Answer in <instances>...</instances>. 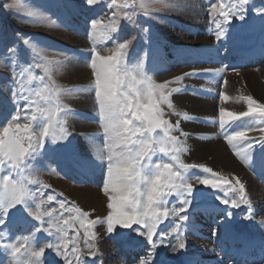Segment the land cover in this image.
<instances>
[{
	"label": "snow or ice",
	"instance_id": "6c2138e0",
	"mask_svg": "<svg viewBox=\"0 0 264 264\" xmlns=\"http://www.w3.org/2000/svg\"><path fill=\"white\" fill-rule=\"evenodd\" d=\"M85 2L93 6L102 0ZM152 2L160 7L150 9L144 0H140L139 6L145 16L169 7L166 0ZM248 3L249 0L231 3L221 0L218 5L213 4L210 15L216 27L221 28L217 16L222 17L225 23H231L234 17L244 20ZM116 4L117 0H110L109 6ZM122 7L128 8L129 5L125 3ZM132 8L134 11L135 0ZM26 15L33 16L34 13L28 11ZM116 17L117 12L114 11L113 18L106 24L100 20L92 21L91 27L95 32L89 34L92 41L89 67L93 80L87 88L79 89L81 92H94L96 116L103 133V143L97 146L93 161L105 169L102 191L107 197L108 211L103 218L90 219V213L75 202L71 207L64 201L59 202L58 209L46 207L56 196L49 194L44 199L29 187L40 185L44 189L51 188L32 173L37 171L36 165L46 152L55 153L66 146L62 142L71 135L67 118L77 115L64 103V98L77 90L64 88L53 79V74L64 67L67 57L60 60L40 57L42 63L34 65L43 71L39 77L28 68L18 73L13 67L12 79L16 87L12 95L14 100H24L25 106L18 107L11 119L0 124V226H4V230L0 231V249L10 254V264H43L46 250L55 251L64 264H84L82 256L85 249L90 257H96L99 252L95 231L98 224L106 225L107 234L117 233L118 229L136 231L153 249L149 257L154 254L155 248L165 243L169 235H174L176 239L173 251L185 250V222L190 220L188 211L198 194V189L191 182L193 178L197 184L217 193L215 199L219 204L228 206L224 209L226 216H232L230 209L245 206L247 218L255 219L253 202L245 183L238 176H225L204 164H189L181 159V154L189 149L180 137L189 134L180 129V120L173 124L165 118L164 106L174 109L172 96L182 91L179 87L169 88V85L179 84L184 77L195 73L186 72L170 81L156 83L146 74L143 58L136 63L130 62L132 40L120 41V21ZM125 19L131 22L132 16L126 12ZM142 31L148 33L149 29L143 28ZM216 36L219 40L220 32ZM109 40L114 47L107 49L109 54L102 55L99 46L101 42L107 44ZM23 43L27 46L30 41L25 38ZM9 52L15 55L11 49ZM15 64L16 61L9 58L7 66ZM25 73L28 84L39 79L41 86L30 90L21 79ZM219 95L223 101L229 99L224 92ZM240 99L246 102V111L237 113L219 108L221 129L229 124V119L236 122L249 117H258L259 124L264 125V103L251 95ZM175 114L185 120L190 118L186 112ZM21 120L25 122L21 123ZM250 131L261 133L258 141L249 136ZM176 132L179 135H175ZM224 138L234 154L251 167L254 143L264 146V127H245L226 134ZM236 142L244 143L245 147H238ZM158 154L169 158V162ZM193 169H200V174L192 172ZM172 196L178 198L181 206L169 205ZM165 221H168V227L162 228ZM261 223L264 224V220ZM19 226L24 231L31 229V234L19 236L15 242H3ZM69 230L74 235L69 236ZM40 233L53 239L38 241ZM216 234L214 230L213 235ZM139 264L149 262L140 259Z\"/></svg>",
	"mask_w": 264,
	"mask_h": 264
},
{
	"label": "rangeland",
	"instance_id": "374dc122",
	"mask_svg": "<svg viewBox=\"0 0 264 264\" xmlns=\"http://www.w3.org/2000/svg\"><path fill=\"white\" fill-rule=\"evenodd\" d=\"M185 1L166 0L169 4L167 9L152 12L151 16H145L143 9L139 6L140 0H135L134 11L132 8L133 0H117V4L111 7L109 6L110 0H102L101 3L93 6L87 5L85 0H0V124L4 123L7 119H11V116L15 114L18 107L25 106L24 100L18 98L14 100L12 95L16 87L12 79L13 67L18 73L28 68L29 71L39 77L43 74V71L41 68H35L34 65L36 63H42L40 57L46 56L48 59L60 60L66 56L67 60L65 61L64 67L59 72L53 74V79L64 88L77 90L64 98V103L77 113V115L67 118V127L71 135L68 136L66 141L62 142L66 146L55 153L46 152L36 165L37 171L32 173V175L41 181L51 185V188L44 189L40 185H29L38 196L42 195L44 199L49 194L56 196L54 201L46 205L49 208L58 209L59 202L64 201L68 207H71L72 202H75L81 209L88 211L74 197L68 196L64 191L59 189L55 182L59 179L66 182L70 181L71 185H74L71 180V173L72 171L73 174L75 172L74 164L79 163L82 164V168L92 170L91 175L93 176L90 178L87 177L90 171L86 173L87 171L85 170L84 174L82 173L85 176L81 180L83 185H89L88 182L93 181L89 187L92 186V188L100 191H102L103 187L105 169L99 163V168H92V164L85 159V162L80 161L83 155V145L79 143L80 137L84 136L86 139H91L94 145H102L103 143L102 129L96 116L94 92L79 91V89L87 88L93 80L92 70L89 67L92 48V41L89 39V34L95 32L91 27L93 20H100L106 24L109 19L113 18V12H117L116 18L120 21L118 28L120 41L132 40V46L129 49L130 62L136 63L139 59L143 58L146 74L151 76L156 83L170 81L175 76L182 75L186 72L193 73L196 70L206 72L202 75L203 79H207L212 74L215 76L217 72L215 70L212 72V67L217 62L214 63V60L212 61L209 57L218 51L223 56L219 59L215 57V61L220 60L226 63V60L229 58L228 65L230 63L236 64L237 62L243 63L240 58L243 55L232 52L230 48H235L236 42H248L247 44L244 43L247 46L239 47V49L244 48L245 53L248 49L250 53V58H247V66L241 67L239 70L229 68L230 73L226 70L219 77L218 86L215 89L216 93H212V101L216 102L212 109L215 112L214 119L204 120V113H200L196 117L187 120L175 114L176 112H181L175 103L178 95L190 94L200 97L199 99H205L209 93L208 90L200 88L193 82L184 84V86V80L188 79L186 77L179 84L173 83L169 85V88L179 87L182 89L181 92L174 93L172 96L175 108L170 110L166 106L164 107L166 112L165 118L169 119L173 124L177 120H180V129L189 134L187 137H180L181 140L185 141L189 149V151L181 154V159L185 163L204 164L208 166L204 160H199L196 154H193L196 141L204 139L205 135L187 128L189 124L207 125L206 127L215 129L214 133L219 134L220 139L227 148V152L234 160V163L236 162L235 165L237 164L243 169L254 181L252 184L251 181L244 179L242 174L235 173L231 165H227L224 170L212 169L225 176H238L245 183L248 194L253 202L255 219H248L245 206H241L239 209H230L232 216H223L217 224L211 225L207 220L204 221L203 219L207 208L221 206L226 209L228 206L219 204V201L215 199L217 193L212 189L197 184L195 178H193L191 182L198 189V194L188 211L190 220L185 222L184 238L187 243L185 250L173 251L176 239L174 235H169L165 243L155 248L154 254L149 257L148 254L153 249L148 245L146 239L136 231L131 229H118L117 233L107 234L106 225L98 224L95 227V231L98 237L96 243L99 252L96 257H90L86 254L87 250L85 249V253L82 256L84 264H139L140 259H147L149 264H193L192 262L196 264L200 262V264H203L206 259L209 260L213 256L217 260L221 258L212 240H225L228 235L238 234H241L243 236L242 238L246 236L252 239L254 249H260L262 251V259L256 264H262L264 262V224L261 223L264 220V146L258 142L254 143L252 149V166L248 167L234 154L232 148L224 138L226 134L243 130L246 126L256 128L264 127V125L259 124L258 117L244 118V120L236 122H232L226 117V119H229V124H226L224 129H221L219 125L220 107L237 113L247 110L246 102L240 99L242 96L251 95L258 102L264 103V94L262 91L260 94L263 96L259 92L254 91L252 85L249 84L251 81L247 78L248 75L252 76L260 87L264 88V0H249V3L245 6L244 20H239L234 17L231 23H225L222 17L217 16V19L221 21V28L219 29L213 22L210 10L213 4L218 5L221 0H196L193 7L201 10L200 17H197L198 19L195 17L196 19L191 21L186 19L189 13H191V9L187 7V1ZM144 2L149 5L150 9L160 7L158 4L152 2V0H144ZM224 2L231 3L235 2V0H224ZM125 3L129 5L128 8L122 7ZM28 11L33 12L34 15L27 16L26 12ZM126 12L132 16L131 22L125 19ZM196 20L201 25L198 24V26L194 27ZM51 21H55V23H51ZM143 28H148L149 32L144 33L142 31ZM205 29L209 32H220V41L222 40V32L226 31L225 33L228 37L231 35L230 40L234 42V45L218 50L216 45L220 41L215 37L212 42L214 46L209 50L212 51L214 49V52H209L208 59L206 58L207 61L203 59L202 61L200 58L196 60V57H193L194 62L190 61L191 63H189L183 61L182 63V60L176 56L178 52L179 56L181 55V52L186 47L182 45L185 44H182L180 40L168 39L165 37V34L170 37L179 36L180 34L187 35V43L195 50L202 49L203 45H201V42H198L199 40H204L205 36L206 38L209 37L208 34V36L206 35ZM25 38L30 41L27 46L23 43ZM172 45L174 47L179 45V48L176 46L173 51ZM113 47V42L109 40L107 44L101 42L99 50L102 55H107L109 54L107 49ZM257 47L259 51L252 58L251 52L253 50L257 51V49H254ZM159 48H162L165 53V56H160L161 58L156 57ZM10 49L15 52V55H10ZM9 58L16 61V64L12 67L7 66ZM245 59L243 58V60ZM161 61L162 63H160ZM223 63L219 67H224L225 65ZM29 65L33 67L29 68ZM200 68L203 69L201 70ZM199 77H197V80L200 79ZM21 79L25 81L26 86L30 90L41 86L39 79L28 84L27 73ZM221 92L228 95L230 99L227 101L221 100L219 95ZM83 95H86L88 100L84 99L82 97ZM80 101L82 105L78 104ZM204 108L206 109V107ZM20 122L23 123L25 121L21 120ZM78 122L81 124H78ZM88 124L95 125V131L81 132L80 130L83 128H88ZM88 129L92 130V128ZM174 134L179 135V132ZM248 134L254 137L256 141L261 136L259 131H250ZM236 143L238 147H245L242 142ZM158 155L162 157V154ZM162 158L165 162H169V158ZM155 159L156 157H154ZM192 172L200 174L201 170L193 169ZM61 193L63 195H60ZM100 199L107 204L106 196L104 198L100 196ZM169 205L181 206L176 196L169 198ZM107 211L108 209L106 207L103 216H98L96 212L88 211L90 213L89 218H103L106 216ZM161 227L167 228L168 221H165ZM3 230L4 226H0V231ZM214 230L217 233L216 235H213ZM30 234L31 229L24 231L23 227L19 226L10 232L9 236L3 242H15L19 236ZM72 235L74 233L69 230V236ZM52 239V237H48L45 233L38 234V241H49ZM155 239L156 237H154ZM128 245L142 246L144 250L140 256L135 257V260L123 259L122 254ZM81 247L83 248V232H81ZM42 259L43 264H64V260L52 250H46V255ZM11 260L12 257L10 254L0 249V264H10Z\"/></svg>",
	"mask_w": 264,
	"mask_h": 264
},
{
	"label": "bare ground",
	"instance_id": "6f19581e",
	"mask_svg": "<svg viewBox=\"0 0 264 264\" xmlns=\"http://www.w3.org/2000/svg\"><path fill=\"white\" fill-rule=\"evenodd\" d=\"M186 1L185 2H186L187 7L191 9V13H189V15L186 17V19L191 21V20H195L197 17H200L199 15H200L201 10L193 7L194 6L193 4H195L196 0H186ZM195 23H196V25L193 24L194 27H196V26H198V24H200V23H198L197 20H196ZM205 31H206L205 32L206 35L208 34L209 37L206 38V36H205L206 39L204 38V40H201V41L199 40L198 41V42H201V45H203L202 49H195L194 50L193 47H191L189 45V43H187L188 42V36L187 35H181L180 34L179 36H171L170 37V36L165 34V37L168 38V39H175V40L182 41V44H185V45H182V46H186V47L181 52V55L179 56V52H178V55L176 57L177 58L179 57V59L182 60V63H183V61L191 63V62L195 61V60H193V57H196V60H198L199 58H200V60H202V59L206 60V58L208 59L209 52H212L214 50L213 49L212 51H209L214 46L212 42H213V38H215V37L217 38L216 33L215 32H209L206 29H205ZM225 32L226 31L222 32V38H221L222 40L221 41L219 40L220 42L218 43V45H216L218 50H222V49H225L226 47L234 45V42H232L230 40L231 35H229V37H228V35ZM188 35H190V34H188ZM244 43L247 44L248 42H242V43H239V42L237 43L236 42L235 48H233V49L230 48V50L232 52H234V53H239V55L240 54L243 55V57H246L247 55L245 53L244 48L239 49V47H241V46H247ZM178 46H177V48H179ZM175 47L172 45L173 51H174ZM187 47H189V48H187ZM255 49H258V47L255 48ZM258 51H259V49H258ZM242 52H244V54H242ZM220 54L221 53H218V51H217L216 53L212 54V56L209 57V59H211L212 61L214 60V63L217 62V64L215 63L214 66L212 67V72L214 70L217 72L215 76H213V74H212L207 79H203L202 75H204V73H206V72L205 71L202 72V71L196 70L194 72L195 73L194 75L187 76L186 78H188V79L184 80L185 82L183 83V85L184 84L185 85L186 84H190V82H193V83H196L200 88L208 90L209 93H208V95H206L205 99H199L200 97H198L196 95L193 96V95H190V94L189 95H187V94L186 95H181V96L178 95L177 99H175V103L178 106V108H180L181 112L188 113L190 118L196 117L200 113H204L205 114L204 115L205 116L204 120H206V119H208V120L214 119L215 112L212 109H213V106L216 104V102L212 101V93L213 94L216 93L215 89L218 86L217 83L219 81V77L222 76L226 72V70H228L229 68H231L232 70H239L242 67V63L241 62L240 63H236V64L230 63L228 65V63H229L228 59L229 58L226 60V63H223L220 60H216L215 61V59H216L215 57H217V59H219L220 57L223 56L222 54L221 55ZM160 56H165L164 50L162 48H159L157 50L156 57H160ZM247 58L248 57H246V59ZM160 63H162V61ZM221 63H223L225 65L222 68L219 67V65ZM228 72H229V70H228ZM198 76H200L199 80H197ZM247 78L251 81V82H249V84L252 85V88H253L254 91L259 92V94L262 91V93L264 94V88L260 87V85L255 81V79L252 76L248 75ZM260 95L263 96L262 94H260ZM82 97L84 99L88 100V97L86 95H83ZM78 104L82 105L81 101ZM204 107H206V109ZM202 108H204V109H202ZM78 124H81V123L78 122ZM206 126L201 125V124H196L195 125V124H191L190 123L189 126L187 127L189 129H191L192 131H196L197 133H201L202 135H205L204 139L196 141V144L194 145L195 149H194V153L193 154H196V157L199 160H202V161L204 160L205 163L208 166H210L211 168H215L217 170H224L227 165H231V166H233L232 168H234V172L235 173L242 174L244 179L249 180L252 183L254 180L252 178H250V176H248L247 173L243 169H241L237 164L235 165L236 162L234 163V160L231 158L230 154L227 152V148H226L225 144L222 142V140L220 139L219 134L218 133H214L215 129H213L212 127H206ZM87 127L88 128H92V130H89L88 128H83L80 131L81 132H93V131H95L94 130L95 129V125L88 124ZM189 140H191V139H189ZM79 143L83 145L82 146L83 155H82V158H80V161L81 162H85L84 161V159H85L90 164H92L91 165L92 168H99L98 162L93 163V161L95 160L96 149H97L98 145H94L93 141L91 139H88V138L86 139L84 136L80 137ZM81 165L82 164H79V163L73 165V166H75V172L73 174V171H72L71 180H72V183L74 185H71L70 181L66 182V181L59 180V179L55 181L56 185L58 186L59 189L64 191L68 196H71L72 198L74 197V199L80 205H82V207L87 208L89 212H96V214L98 216H103L104 213H105L106 204L104 202H102V200L100 199V196H101V198H104L105 195L103 194L102 191L96 190V189L92 188V186L89 187V185L93 181L88 182L89 185H83L82 184L81 180L85 177L83 175L85 170L87 171L86 173H88L90 171L89 172L90 174L87 176L88 178L92 177L93 175H91V171L92 170H87V168H82ZM82 175H83V177H82ZM237 254H241V253L239 252ZM215 259H216V257L213 256V257L209 258L208 261L210 263H212V262L215 261ZM214 264H216V263L214 262Z\"/></svg>",
	"mask_w": 264,
	"mask_h": 264
}]
</instances>
